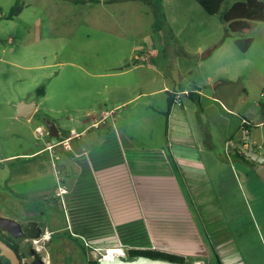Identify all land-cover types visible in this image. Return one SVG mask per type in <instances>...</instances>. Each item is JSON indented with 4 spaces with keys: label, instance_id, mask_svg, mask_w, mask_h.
I'll use <instances>...</instances> for the list:
<instances>
[{
    "label": "crops",
    "instance_id": "1",
    "mask_svg": "<svg viewBox=\"0 0 264 264\" xmlns=\"http://www.w3.org/2000/svg\"><path fill=\"white\" fill-rule=\"evenodd\" d=\"M80 1L87 5L121 6L146 3L148 0ZM155 57L163 59L164 54L159 56L157 50L148 46L130 51L128 63L125 64L127 68L120 59L105 71L98 57L93 65L76 64L75 68L82 71L84 79L80 82L84 87L89 90L110 88L111 94L100 102L97 96L100 91L91 96L92 100L86 99V91L81 92L84 96L83 105L77 103L74 107L63 109L74 115H66L65 121L49 116L46 130L40 125L36 127L43 132V136L39 137L42 138V144L0 157L1 164L7 163L5 185L17 194V198L48 203L62 199L58 187L63 186L66 189L62 199L66 224L62 225L51 214L46 221L43 219L46 226L53 233L66 231L79 239L83 238L96 248L154 249L194 257L198 259L195 261L197 263H202L204 258L210 256L211 248L223 264H246L240 253V244L245 242L244 235L238 230L240 221H237L234 232L231 228L219 236L218 251L213 246L209 247L212 237L210 231L216 226L227 224L228 217L237 216L232 215L234 187L245 200V186L252 181L246 172L247 168L264 163L247 158L239 149L240 145L248 147L252 144L254 150L264 158V106L261 107L262 113L258 114L260 104L248 97L240 114L241 129L242 121L245 120L244 132H260L261 142L258 139L249 142L241 136L234 143L230 138L229 144L225 142V150L227 145L231 150L225 156L214 143L212 118L208 111L217 108L220 116L223 114L219 107L232 115L236 112L214 95L183 87L185 74L179 69L177 73H170L149 62L150 58ZM129 74L132 79L127 76ZM184 91H188L189 95L182 94ZM160 93L166 94L168 104L163 107L162 102V109L153 108V111L164 116L162 140L154 127L150 130L141 125L142 129H137L138 119H134V122L130 119L129 123L119 125V111L122 108L141 97ZM174 93H180V97L185 96L189 100H182L180 105H175ZM169 94L172 95L171 102ZM197 95L199 110L193 100ZM199 95L207 102L202 104ZM49 98H53V94L44 91L35 99L36 110L29 119L18 117L14 106L13 119H24L26 125H32L40 111L48 110L49 113L53 110L47 104ZM22 100L19 99V102ZM58 110L62 111L61 108ZM147 118L146 121L149 120ZM198 121L206 125L205 132L210 140L208 145H203V133ZM156 124L160 126L161 122ZM55 138L58 139L56 143L53 141ZM154 138L158 142L154 143ZM62 141L64 143H60ZM49 144L56 145L55 160L51 159L47 150ZM168 149L176 161V168L168 156ZM233 152L240 165L242 175L239 179L230 159ZM227 173L233 180H227ZM250 194L252 196L254 192ZM217 205L223 208H220L221 217L216 221L214 211ZM245 213L246 217H252L248 213L253 211ZM38 217L43 218L42 213L31 219ZM163 233L164 238L158 235V239L154 238L153 234ZM245 250L250 253L249 248L245 247ZM248 257H253L250 261L252 264H264L263 251L260 254L252 252Z\"/></svg>",
    "mask_w": 264,
    "mask_h": 264
},
{
    "label": "rangeland",
    "instance_id": "2",
    "mask_svg": "<svg viewBox=\"0 0 264 264\" xmlns=\"http://www.w3.org/2000/svg\"><path fill=\"white\" fill-rule=\"evenodd\" d=\"M231 3L232 0H226L221 11ZM14 4L15 0H0V157L42 144V138L39 137L43 136V132L36 127L40 125L46 130L49 116L64 120L67 119L66 115H74L63 109L74 107L77 103L83 105L84 96L81 92L86 91V99L92 100L91 96L100 91L97 95L100 102L111 94L110 88L89 90L84 87L80 82L84 79L82 71L75 68L76 64L93 65L98 57V60L101 58L99 64L104 66L105 71L120 59L127 68L130 51L148 46L157 50L159 56L164 54L163 59L150 58L149 62L170 73L181 70L186 77L183 87L196 92L200 89L206 94L214 95L236 112L232 115L219 107L223 114L220 116L217 108L208 111L212 118L214 143L225 156L231 150L228 145L225 150V142L228 141L229 144L230 138L234 143L241 136L249 142L251 139L260 141V132L255 133L253 130L252 134H247L243 130L245 128L241 129L240 114L248 97L260 104L258 114L262 113L261 107L264 106V22L257 23L250 33H232L220 19L221 12L208 15L196 0H148L146 3L121 6L95 3L87 5L80 0H20L14 17L7 19ZM246 38H252V44L247 51H243L238 42ZM210 48H213L210 55L203 58L202 55ZM127 76L132 79L130 74ZM107 82L111 84L110 81ZM40 90L53 94V98L47 100L48 106L53 110L49 113L48 110L40 111L34 117L32 125H26L24 119H13L14 106L19 99L31 102L40 97ZM181 97L185 102L189 100L185 96ZM193 100L199 110L198 95ZM201 100L202 104L207 102L204 97ZM162 102L163 107L168 104L165 93L132 101L119 111V125L129 123L130 119L132 122L138 119L137 129H142L141 125L150 130L154 127L162 140L164 116L153 111V108L162 109ZM145 118L149 120L146 121ZM158 121L161 122L160 126L156 124ZM198 125L203 133V145H208L210 140L205 132L206 125L199 121ZM138 140L148 143L143 138ZM153 140L154 143L158 142V139ZM230 159L239 179L242 174L234 152ZM6 168V162L0 163V217L26 225L34 224L36 232H40L36 238L22 236L17 239L23 254L22 264L32 263L31 250L39 253L47 264H87L89 261H99L108 254L107 249L114 248H96L80 239L86 247L85 259L78 244L67 236L66 231L53 233L46 226L45 221L51 214L58 218L59 223L66 224L63 196V200L51 203L17 198V194L5 185L8 175ZM246 172L252 179L251 184L245 186L247 200L243 199L234 184L231 205L232 215L237 216L228 217L227 224L216 226L210 231L212 237L209 247L213 246L218 251L219 236H223L231 228L234 232L237 221H240L238 230L245 238V242L240 244V253L246 264H252L250 261L253 257H248V254L264 252V163L250 166ZM226 176L227 180H233L228 173ZM252 192L253 198L250 194ZM6 196L9 197L7 200L4 199ZM220 208L223 206L217 205L214 211L216 221L221 217ZM248 210L253 211L248 213L252 217H246L245 212ZM41 213L43 218L31 219ZM46 232L50 233L51 238L44 242L41 239ZM153 235L157 239L158 236L164 238V233ZM34 239L41 241L34 243ZM245 247L249 248L250 253L246 252ZM123 248V257L127 259L128 248ZM211 250L210 248L211 257L204 258L202 263L191 264H217Z\"/></svg>",
    "mask_w": 264,
    "mask_h": 264
},
{
    "label": "trees",
    "instance_id": "3",
    "mask_svg": "<svg viewBox=\"0 0 264 264\" xmlns=\"http://www.w3.org/2000/svg\"><path fill=\"white\" fill-rule=\"evenodd\" d=\"M20 0H15L14 6L11 8V11L7 19H12L17 12V5ZM199 5L204 9V11L208 15H216L220 12V19L227 24L228 30L232 33L239 34H247L250 33L255 25L260 22H264V0H232L231 5L223 11H221V7L226 0H196ZM252 44V38H246L244 40H240L238 42L239 47L243 51H247ZM44 91L40 90L38 93L42 94ZM169 102L172 100V95L169 94ZM168 156L171 159L172 164L176 168V161L173 158L170 150L168 149ZM243 156V155H241ZM244 158V156H243ZM40 235V232H36L31 237L36 238ZM67 236L78 243L80 251L83 257L86 259V247L82 243V241L73 236L70 233H67ZM4 242H6L9 246H11L19 256V259L22 264L23 254L22 251L17 244V241L12 244L10 241H13L11 238L4 236H0ZM214 250V249H213ZM35 251V250H33ZM214 257L216 258L217 264H223L219 255L214 251ZM128 257L127 259H134L140 255L149 256L152 258H160L165 260H170L174 262H178L180 264H191L192 262L198 261V259L194 257H185L176 254L165 253L163 251L154 250V249H139V248H131L127 250ZM0 264H10V261L5 258L1 254L0 250ZM87 264H99L98 260L89 261ZM204 264H209L208 262Z\"/></svg>",
    "mask_w": 264,
    "mask_h": 264
},
{
    "label": "water",
    "instance_id": "4",
    "mask_svg": "<svg viewBox=\"0 0 264 264\" xmlns=\"http://www.w3.org/2000/svg\"><path fill=\"white\" fill-rule=\"evenodd\" d=\"M212 50L213 48L208 49L202 55V57L205 58L206 56L210 55ZM15 107L17 109L18 117L29 119L35 113L36 101L33 100L31 102H26L22 100L16 103ZM53 141H55L54 143H56L58 142V139L55 138ZM239 149L247 158H250L251 160H255L257 162L264 161L262 155H260L258 152L254 150L252 144H250L248 147L244 145H240ZM0 222L3 230L11 233H13V230H16L18 231V236L22 235L23 225L21 223L6 217H0ZM0 250H1V254L10 261V264H21V261L16 251L6 242H4L2 239H0ZM31 264H47V262L43 257L37 256V258ZM99 264H180V263L170 260L160 259V258H152L145 255H140L134 259H125L122 255L118 254L112 256L111 258L104 257L100 259Z\"/></svg>",
    "mask_w": 264,
    "mask_h": 264
},
{
    "label": "built area",
    "instance_id": "5",
    "mask_svg": "<svg viewBox=\"0 0 264 264\" xmlns=\"http://www.w3.org/2000/svg\"><path fill=\"white\" fill-rule=\"evenodd\" d=\"M175 94H176V95H175ZM179 94H180V93H174L173 102H174L175 105H180V104H181L182 99H181V97L179 96ZM182 94H184V95H189V92H188V91H184V92H182ZM262 96H264V93H262ZM245 124H246V121L243 120V121H242V127H243V128H245V127H244ZM38 130L41 132L40 129H38ZM72 133H74V131H72ZM60 143H64V142L62 141V142H60ZM55 146H56L55 144H49V145L47 146V150L49 151L50 156H51V159H53V160H55V158H56L55 151H54ZM65 193H66V189H65L63 186H59V187H58V194L62 197ZM74 236H76V235H74ZM50 238H51L50 233H49V232H46V234H44V236H43V238H42L41 240H43L44 242H45V241L47 242V241L50 240ZM82 239H83V238H82ZM41 240H39V239H34L33 241H34V243H39ZM85 243H86L87 245H90V244H89L88 242H86V241H85ZM122 256H124V255L122 254Z\"/></svg>",
    "mask_w": 264,
    "mask_h": 264
},
{
    "label": "flooded vegetation",
    "instance_id": "6",
    "mask_svg": "<svg viewBox=\"0 0 264 264\" xmlns=\"http://www.w3.org/2000/svg\"><path fill=\"white\" fill-rule=\"evenodd\" d=\"M21 223V222H19ZM23 226H22V235L21 236H18V231L16 230H13V233L11 232H7L5 230L2 229V225H1V222H0V236H4L5 238L9 237L11 238L13 241H10L12 244H14V242L17 241L18 238L22 237V236H26L27 238H32L31 236L33 234L36 233V230H35V227H34V224L32 225H26L24 223H21ZM74 241V240H73ZM78 244V243H77ZM79 247V245H78ZM80 249V248H79ZM32 252V258H33V261L37 258V256H40L39 253H36L35 251L31 250ZM81 252V251H80ZM32 261V262H33Z\"/></svg>",
    "mask_w": 264,
    "mask_h": 264
},
{
    "label": "bare ground",
    "instance_id": "7",
    "mask_svg": "<svg viewBox=\"0 0 264 264\" xmlns=\"http://www.w3.org/2000/svg\"><path fill=\"white\" fill-rule=\"evenodd\" d=\"M125 249L124 248H119V247H116V248H110V249H107V255L105 257H109L111 258L112 256H115V255H125Z\"/></svg>",
    "mask_w": 264,
    "mask_h": 264
}]
</instances>
